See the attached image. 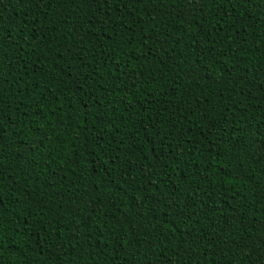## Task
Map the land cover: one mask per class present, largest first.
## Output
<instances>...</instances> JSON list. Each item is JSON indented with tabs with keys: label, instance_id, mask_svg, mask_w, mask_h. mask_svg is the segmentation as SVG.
Masks as SVG:
<instances>
[{
	"label": "trees",
	"instance_id": "16d2710c",
	"mask_svg": "<svg viewBox=\"0 0 264 264\" xmlns=\"http://www.w3.org/2000/svg\"><path fill=\"white\" fill-rule=\"evenodd\" d=\"M0 28V264H264V0H0Z\"/></svg>",
	"mask_w": 264,
	"mask_h": 264
},
{
	"label": "snow or ice",
	"instance_id": "6c2138e0",
	"mask_svg": "<svg viewBox=\"0 0 264 264\" xmlns=\"http://www.w3.org/2000/svg\"><path fill=\"white\" fill-rule=\"evenodd\" d=\"M43 2H44V3H48L49 0H43ZM193 3L195 4V3H196V0H193ZM0 32H2V28H0ZM0 42H2V41H0ZM195 71H196V72H199V69H196ZM260 150H261L262 152H264V144L260 145ZM152 171L155 172V169H153ZM129 179H131V178H129ZM146 182H147V179H146ZM2 204H3V201L0 200V207H2ZM137 207H138V206H137ZM2 233H3V221H2V219H0V243H2V240H3V235H2ZM121 239H122V237H121Z\"/></svg>",
	"mask_w": 264,
	"mask_h": 264
}]
</instances>
